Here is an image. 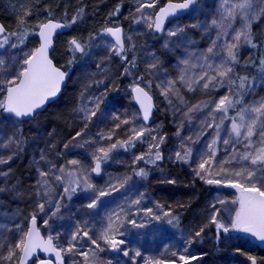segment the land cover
<instances>
[{"label":"snow or ice","instance_id":"1","mask_svg":"<svg viewBox=\"0 0 264 264\" xmlns=\"http://www.w3.org/2000/svg\"><path fill=\"white\" fill-rule=\"evenodd\" d=\"M195 2L196 0H183V2L174 3L168 0V3L155 13L154 18L141 15L136 22L145 20L147 28L152 32H165V21L169 17L178 15L182 10L188 9ZM155 3L156 0H140L136 11L142 13L145 8H153ZM35 8L36 5L28 7L21 5L22 10L19 12L15 29L10 30L4 24H0V113L14 119L16 123H22L25 118L33 119L47 102L60 93L61 85L66 81L69 73L62 71L61 67H58L50 58L49 50L53 46V36L57 30L75 25L82 19L84 12L82 7L78 8L76 13L68 18L67 10H65L64 18L57 19L49 11L43 20L38 19L35 25H29L28 18L36 14ZM118 12L119 7L110 15ZM261 18H264V0H221L220 9L210 21L176 25L168 29L166 33L168 38L165 39L163 46L170 50L184 47L185 55L178 60L177 79H163L155 86L160 89V95L165 98L173 112L179 113L181 109L176 107L169 98L170 95L175 96L177 102L186 108L182 115L189 122L192 120L193 113L204 114L205 119L201 121V131L197 133L198 136L207 134L208 129H212L214 133L212 139L206 144L205 151L198 154L195 160L192 148L188 147V144L195 143L191 136L182 137L180 149L168 159L173 163H187L194 177L208 185H225L237 192L230 201L217 199L215 203L209 205L211 215L208 217V223L189 235L186 242L188 246L201 238L208 227L215 228L217 240L221 233L228 234L236 231L250 234L264 241V97L245 102V97L251 95L255 87L256 78L250 79L247 74L241 75L235 71L239 64V51L242 45L264 48V40L254 37L252 33V24ZM237 21H239L238 28L234 27ZM188 27L202 28L205 33L215 30V38L210 37V44L203 51L198 53L188 51L187 45L191 43L187 35ZM30 35L38 37V45L25 51L26 40ZM97 37H106L102 39V43L109 53V59L112 55L121 59L123 64L121 76L132 75L131 69L136 67V58L133 56L129 59L127 53L134 51L136 45L132 43V37L126 35L119 25L104 27L101 33L93 34L87 40L70 38L67 42L72 56V59L68 61L69 66L77 63V54L85 58L91 53L93 47H98L91 43ZM173 37L176 39H170ZM152 60L153 62L147 65L146 71L157 75L162 65L154 54H152ZM255 63L256 61L250 60L246 66ZM96 67L103 71L101 64H97ZM196 68L200 71L192 72V69ZM258 72L260 79L264 80V55L259 57ZM157 79H160L158 75ZM93 84L104 85L106 91L88 97L81 93L82 101L86 100L87 103L81 102L72 112L84 121V128L77 131L63 145L64 149L92 148L90 162L85 164L79 159H71L57 165L48 160L47 153L43 149L40 150V160L32 162L38 174L34 194L39 198L38 212L46 217L42 222L48 229V234L42 235L37 227V212L30 214L26 226L13 224L12 227L7 228V231L15 233L16 238L6 244L0 242V264H29L37 250L54 254L55 264H65V255L72 258V264H103L100 254L105 251L122 252L123 256L130 257L133 262L140 257L143 264H166L164 259L143 256L139 250L130 256L129 250L121 247L126 243L123 238L125 233L121 231L125 222L131 224L133 228H144L151 221L164 220L169 225L179 223L178 215L170 207L164 211V206L159 202L155 204V208L159 209L158 212L153 208L141 209L139 206L144 199H147L146 192L137 193L136 198L128 204L129 208L136 209L135 214L143 212L146 218H142L143 222L138 223L124 207H119L107 213L102 220L96 221L98 228L90 227V222L87 220L77 221L74 230L63 243H61V237L64 233L56 231L50 224V220L63 219L60 210L65 206L62 203L64 200L70 201L79 192L90 193L89 202L85 207L95 210L103 197L126 188L133 177L147 179L149 171L146 166H157L165 159L161 145L166 140V134L157 137L153 135L156 130L149 127L155 107L151 94L153 81H146L143 76L134 77L132 83L128 85V94L137 108L123 113L124 119H121L120 115H114V128L108 134L100 133L98 139L77 142V138L83 137L88 123L100 112L108 93L119 89L118 85L109 88L104 80H95ZM178 84L190 92L200 88L203 90L224 88L225 94L218 99H208L189 105L180 94ZM91 86H86V90ZM230 111L234 114L229 115ZM225 120L229 122L228 125H225ZM122 126L127 128V138L111 142L116 135V130ZM13 127L12 135L7 137L6 147L13 143L19 146L25 142L21 130L15 128V125ZM181 127H183V121H181ZM222 132L223 136H221ZM176 135L180 136L179 128ZM148 136L151 137L150 143L146 140ZM100 141L109 142L108 146H99ZM137 142L148 143V150L146 153L134 155L131 175L116 177L114 182L113 178H110L103 188L91 182L92 174L102 173L103 165L112 158L111 154L114 151L130 150ZM221 145L224 152L223 159L218 158ZM56 155L59 157L63 153L57 152ZM11 159H13L11 155L7 159L0 157V164H7ZM41 161L48 165L47 170L40 167ZM140 163H144L145 167H138ZM8 174V172H0V176L6 177ZM167 182L176 183L175 180ZM56 188L61 190L57 192ZM4 191L6 189L0 188V192ZM53 196L57 198L53 199ZM217 204L220 207H217ZM46 205L51 206L49 211H46ZM228 205L231 207H227ZM225 211L229 212L227 222L223 220ZM6 215L7 213H0V216ZM4 227L5 225L0 224V228ZM7 239L6 236L0 237V241H7ZM186 253L187 247L183 253L173 252L171 264H177V260L179 264H190L191 261L198 259L197 256ZM76 257L81 259L77 260ZM249 260L251 264H257L255 257L250 256ZM39 264H53V260L43 259L39 261ZM107 264H112V260H108Z\"/></svg>","mask_w":264,"mask_h":264},{"label":"rangeland","instance_id":"2","mask_svg":"<svg viewBox=\"0 0 264 264\" xmlns=\"http://www.w3.org/2000/svg\"><path fill=\"white\" fill-rule=\"evenodd\" d=\"M139 2L140 0L125 1L127 13L131 14L133 19L130 23L127 22L124 28L125 34L130 35L132 43L136 45L134 51L127 53L128 57L132 58L135 56L136 58V67L131 69L132 75L121 76V72L123 71L121 59L115 55H112L109 59V53L102 43V39L106 37H99L93 42L98 47H93L87 57L81 58L77 54L79 61L74 65L75 71L67 86L69 92L68 90L65 91L63 96L51 103L44 112L39 113L38 116L28 122L22 123H16L14 119H10L7 115L0 114V129H2L0 131V157L7 159L8 156H13V159L9 160L7 164H0V172L9 173L6 177L0 176V188L6 189V191L0 192V213H7L6 216H0V224L5 225L4 228H0V237L6 236L8 238L7 241L0 242L6 244L13 241L16 238V234L9 233L7 228L12 227L13 224L26 226L28 218L33 212H37L40 228L48 234V229L45 228L42 222L43 218L46 217L43 213L38 212L37 203L39 202V198L34 194V185L38 174L32 162L33 160H40L41 149L47 153L48 160L57 165L64 164L66 160L71 159H79L85 164L90 162L92 148L70 147L64 149L63 147L77 131H81L84 128V121L79 115L72 112L81 102L87 103L86 100L82 101L81 93L83 92L88 97L105 92L104 85L96 86L93 84L95 80H104L109 88L115 85L119 86L117 91H110L108 93L107 99L101 105L100 112L88 123L83 137L77 138L78 143H82L88 139H98V134L100 133L108 134L114 128V115H120L121 119H124L123 113L137 108V105L131 101V97L128 94V85L132 83L134 77L143 76L144 80L153 81L151 93L157 102V113L154 115L153 123L149 127L156 130L153 132V135L157 137L166 134V140L161 145V151L165 157L163 162L173 166L178 165L179 170H154L156 166L147 165L146 168L149 171L147 179L141 180L138 177H133V180L126 188L110 196L103 197L99 207L95 210L85 207L89 202L91 194L79 192L70 201L64 200L62 202L65 205L60 210V215L63 219L50 220V224L53 225L56 231L64 233L61 237V243H63L74 230L77 221L83 222L87 220L90 222V227L98 228L99 225L95 222L102 220L107 213L119 207H124L129 215L140 223L143 222V219H146L143 216V212L135 214L136 209L134 207L129 208L128 204L132 199L136 198L137 193L146 192L147 199H144L139 206L141 209L153 208L154 211L158 212L159 209L155 208V204L159 202V204L164 206V211H167L170 207L178 215L179 223L169 225L164 220L159 222L151 221L144 228H133L131 224L125 222L121 231L125 233L123 238L126 243L121 247L128 249L130 256L136 250H139L143 256L158 257L164 259L166 264H171V254L173 252L183 253L185 247H187L186 254L198 257L197 260L191 261L190 264H238L228 262V258L223 256L220 247H238L240 244L246 242V238L243 236H221L219 247L217 246L218 240L215 233L209 238L203 239V243L202 245L199 244V247L194 244L188 246L186 243L191 233H194L208 223V217L211 215L209 205L215 203L217 199L230 201L237 195V192L225 185H208L194 177L193 171L187 163H173L168 159L170 155H173L180 149L181 138L191 136L195 143L188 144V147L192 148L193 159L195 160L198 154L205 151L206 144L212 139L214 133L212 129H208L207 134L198 136L197 133L201 131V121L205 119L204 114L200 112L193 113L192 120L189 122L182 115L186 111V108L177 102L175 96L170 95L169 98L172 99L176 107L181 109L179 113L173 112V109L170 108L165 98L160 95V89L155 86L163 79H177L179 75L178 60L182 59L185 55L184 47L170 50L163 46L165 39L168 38L166 35L167 30L174 28L176 25L183 26L210 21L213 15L220 9L221 0H200L185 16L173 19L161 36H157L154 32L152 34L151 30L147 28L145 20L136 22L141 15L152 16L154 18L155 12L162 5L161 0H156L153 8H145L142 13H137L136 11ZM1 5L3 6V16L11 15L12 8L10 5H7L6 0H2ZM256 22L252 24V29ZM114 25L119 24L113 23L111 26ZM234 27H239V21L234 24ZM229 31L231 33V30ZM187 35L191 41L187 45L188 51L198 53L207 49L210 44V37L212 39L215 38V30L205 33L202 28L188 27ZM145 37H148L147 42L144 41ZM170 39L175 40L176 38ZM26 45L25 51L37 46L27 43ZM246 48H251V46L242 45L239 55ZM152 54L159 59L162 65L157 74L160 79H157V75H152L146 71L147 65L153 62ZM102 61H105V63H101ZM193 62L195 63V61ZM248 62L249 60L246 61V63ZM97 64H101L103 71L97 69ZM180 67L183 66L180 65ZM199 71L200 69L198 68L192 69V72ZM255 78V87L252 89L251 95L245 97V102L264 97V80L260 79L259 74ZM88 85L92 86L87 87L86 90V86ZM177 87H180L179 84ZM180 94L189 105H194L204 100L218 99L225 94V89L203 90L200 88L195 92H190L186 88L180 87ZM67 95H71L70 100ZM232 114L234 113L230 111L229 115ZM45 119H49L48 121L52 124L53 121H58L62 124L66 123L68 128L65 130L58 126L55 127V124L52 128H49L50 123L48 121L45 122ZM181 121H183V127H181ZM224 123L225 125L229 124L227 120ZM14 125L15 128L21 130L23 137L26 139L27 143L24 149L21 148V145L18 146L15 143L7 147L5 146L7 137L11 136L14 131ZM178 128L180 129V136L176 135ZM223 135L224 133L222 132L221 136ZM126 138L127 128L122 126L116 130V135L111 142ZM38 139L45 141L51 139V143L42 148V146H38L37 144ZM146 140L150 143L151 137H146ZM108 143L107 141H100L99 146L107 147ZM53 145L55 147H52ZM147 150L148 143L137 142L135 147L130 150L118 149L114 151L111 154L112 158L103 165L102 173L100 175L92 174L91 182L103 188L110 178H113L114 182V178L116 177L131 175L134 167V155L146 153ZM57 152H62L63 155L58 157L56 155ZM218 158H224L222 145ZM40 167L47 170L48 165L44 161H41ZM138 167H145V164L140 163ZM9 169L11 170L10 172ZM168 180H175L176 183H168ZM199 182L203 183L206 188H209L202 202H200ZM60 190V188H56L57 192ZM56 198V196H53V199ZM50 207L46 205V211H49ZM217 207H220V205L217 204ZM227 207L230 208L231 205ZM228 218L229 212L225 211L223 213L224 222H227ZM65 258L66 264H72V258L69 255H65ZM76 259L79 260L81 258L76 257ZM100 259L103 261V264H107L108 260H112V264H143L142 258L137 257L136 261L133 262L130 257L123 256L122 252L105 251L100 254ZM177 264H179L178 260Z\"/></svg>","mask_w":264,"mask_h":264},{"label":"trees","instance_id":"3","mask_svg":"<svg viewBox=\"0 0 264 264\" xmlns=\"http://www.w3.org/2000/svg\"><path fill=\"white\" fill-rule=\"evenodd\" d=\"M0 0V20L8 27L10 30L15 29L17 26V19L19 12L22 10L21 5L28 7L31 5H36L35 15L28 18L29 25H35L37 20H43L47 13L50 11L57 19L64 18V12L67 10L68 18L76 13L78 8H83V17L75 25H72L69 30L60 33L55 38V48L52 53V58L56 64L63 68L64 70L73 67L72 75L75 71V64L69 66L68 61L72 59L68 49V40L72 37H77L81 40H87L90 36L96 33H101L104 27H109L115 24H121L124 28L127 22L132 21L131 14L127 13V7L125 5L126 0H6L7 5L12 8V13L9 16H3L2 5ZM124 1V2H123ZM168 0H161V4H164ZM179 1V0H176ZM67 3V4H66ZM124 3V5H122ZM117 7H119V12L115 15H110V13H115ZM11 17V18H10ZM254 37H260L264 40V18L257 20L253 25L252 29ZM153 34V33H152ZM157 37V36H156ZM99 38V37H97ZM97 40V39H96ZM95 40V41H96ZM144 41H148V37H145ZM92 41L91 43H93ZM29 45H38V38L36 35H30L26 40ZM264 55V48H246L239 55V64L236 66L235 71L241 75L247 74L249 78L258 76L259 68V57ZM132 59L131 57H128ZM247 60H254L256 63L254 65H248ZM79 58L77 57V62ZM2 114V113H0ZM26 129V128H25ZM26 139L21 148L24 149L26 146ZM179 166L169 165L165 162L159 163L154 170L158 169H178ZM199 190L201 193L200 202L205 198L209 188H206L203 183L199 182ZM43 231V230H42ZM214 227H208L205 229L202 237L199 238L194 245L199 247L202 245L203 239H207L215 233ZM44 232V231H43ZM45 233V232H44ZM46 234V233H45ZM47 235V234H46ZM216 235V233H215ZM220 243V242H219ZM217 243L219 247L220 244ZM225 258H228L230 263L238 264H251L249 257H255L257 264H264V246H257L249 242L246 238V242L240 244L235 248H223L220 247ZM35 264V263H33Z\"/></svg>","mask_w":264,"mask_h":264},{"label":"water","instance_id":"4","mask_svg":"<svg viewBox=\"0 0 264 264\" xmlns=\"http://www.w3.org/2000/svg\"><path fill=\"white\" fill-rule=\"evenodd\" d=\"M199 1H200V0H196V2H195L194 4L190 5V7H189L188 9H186V10H182V12L179 13L178 15H176V16H174V17H169V18L165 21V25H164L165 29L167 28V26L169 25L170 21H171L173 18H177V17H181V16L186 15V14H187V13H188V12H189V11H190V10L196 5V4L199 3ZM172 2H174V3H179V2H183V0H179V1L172 0ZM167 3H168V1H166L161 7H164ZM161 7H160V8H161ZM160 8H159V9H160ZM159 9H158L156 12H158ZM0 24H4V23L0 20ZM4 25H5V24H4ZM122 28H123V27H122ZM69 29H70V28H64V29L57 30V32L54 34V36H53V46H52V48L49 50L50 58H52V53L54 52V48H55V38H56V36H57L58 34H60V33H63V32H65V31L69 30ZM123 29H124V28H123ZM156 34H157L158 36H160V35L163 34V32H162V33H156ZM52 60H53V62L56 64V62L54 61L53 58H52ZM56 65H57V64H56ZM57 66H58V65H57ZM58 67H59V66H58ZM61 70H62V71H65V70L62 69V68H61ZM65 72H68L69 75H68L66 81L61 85V91H60V93L57 95V97L53 98L50 102H47V103L43 106L42 110H40L38 113L44 111V110H45V109H46V108H47L52 102L56 101V100L60 97V95L62 94V92H63V90H64V88H65V86H66V84H67V82H68V80H69V78H70V76H71L72 68L66 70ZM152 96H153V95H152ZM153 103L155 104V107H154V109H153L152 116H151L150 121H149V125H151V124L153 123V117H154V115L156 114V110H157V105H156V102H155V98H154V96H153ZM29 120H31V119H27V118L23 119V121H29ZM37 227L40 229V221H39V218H38V217H37ZM40 231H41V229H40ZM41 234L44 235L42 231H41ZM223 234H224V233H223ZM228 234H233V235L244 234L245 236H247V237L249 238V240H250L253 244L258 245V246H264V241H260L258 238H255V237L251 236L250 234H245V233H243V232H236V231H233V232L228 233ZM228 234H224V235H228ZM44 236H45V235H44ZM43 259H51V260H53V264H55V257H54V254H51V253H44L43 251H40V250H37V253L34 255V257H32V258L30 259L29 264H33V262H36V261H37V264H39V261H40V260H43ZM65 264H66V260H65Z\"/></svg>","mask_w":264,"mask_h":264},{"label":"flooded vegetation","instance_id":"5","mask_svg":"<svg viewBox=\"0 0 264 264\" xmlns=\"http://www.w3.org/2000/svg\"><path fill=\"white\" fill-rule=\"evenodd\" d=\"M133 20V19H132ZM121 25V24H120ZM122 27H124L123 25H121ZM71 78H72V75H71V77H70V79H69V81L71 80ZM69 81H68V83H67V85H66V87L64 88V90H63V92H62V94L60 95V97L59 98H61L62 96H63V94L65 93V91H67L68 89H67V86L69 85ZM68 92H69V90H68ZM68 97H69V100L71 99V95H67ZM67 97V98H68ZM58 98V99H59ZM49 107V106H48ZM47 107V108H48ZM46 108V109H47ZM45 109V110H46ZM44 110V111H45ZM44 111H42V112H44ZM39 115V114H38ZM37 115V116H38ZM49 119H45V122L46 121H48ZM48 123H50V126H49V128H52V126L54 125L55 127L56 126H58L59 128H63V129H67L68 128V126H67V124L65 123V124H62V123H59L58 121H53V124L50 122V121H48ZM43 130V129H42ZM45 132H46V130H44ZM51 143V139L49 140V141H45V140H40V139H38L37 140V144H38V146H42V148L43 147H45V146H48L49 144ZM50 147V146H49Z\"/></svg>","mask_w":264,"mask_h":264},{"label":"bare ground","instance_id":"6","mask_svg":"<svg viewBox=\"0 0 264 264\" xmlns=\"http://www.w3.org/2000/svg\"><path fill=\"white\" fill-rule=\"evenodd\" d=\"M151 33H152V31H151Z\"/></svg>","mask_w":264,"mask_h":264}]
</instances>
